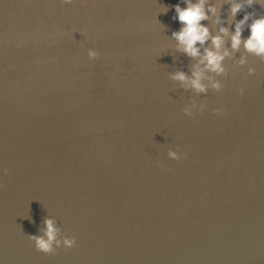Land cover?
I'll return each mask as SVG.
<instances>
[{
  "label": "water",
  "instance_id": "1",
  "mask_svg": "<svg viewBox=\"0 0 264 264\" xmlns=\"http://www.w3.org/2000/svg\"><path fill=\"white\" fill-rule=\"evenodd\" d=\"M177 2L0 0L2 264H264V59L181 89ZM47 215L75 247L35 248Z\"/></svg>",
  "mask_w": 264,
  "mask_h": 264
},
{
  "label": "clouds",
  "instance_id": "2",
  "mask_svg": "<svg viewBox=\"0 0 264 264\" xmlns=\"http://www.w3.org/2000/svg\"><path fill=\"white\" fill-rule=\"evenodd\" d=\"M65 2L71 3V0ZM169 7L174 9L172 18L180 24L179 29L171 33L175 50L194 61L188 71L180 68L169 73L170 79L177 82L181 89L205 95L210 89L219 92L224 85L217 77L228 73L227 59H234L241 66L248 64L249 55L264 59V11H260L264 9V0H178L174 5H165L159 14H167ZM241 13L242 18L237 19ZM202 21H211L218 27L213 31L208 23ZM245 30H248L247 36L243 35ZM237 53H240L238 58ZM87 56L94 60L100 53L89 48ZM255 72V67H248L247 76ZM237 91L244 95L246 89L241 86ZM206 107V104H198L193 99L184 106L183 112L194 116L197 112L202 114ZM223 111L222 106L213 109L216 114ZM186 155L180 150V145L167 151L168 158L173 160H180ZM7 171L4 169V172ZM39 233L30 234L28 238L43 253H54L60 247L70 249L77 244L76 237L64 233L57 219L51 215L44 217Z\"/></svg>",
  "mask_w": 264,
  "mask_h": 264
}]
</instances>
